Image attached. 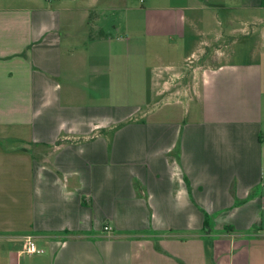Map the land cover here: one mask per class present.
Here are the masks:
<instances>
[{
  "label": "crops",
  "instance_id": "1",
  "mask_svg": "<svg viewBox=\"0 0 264 264\" xmlns=\"http://www.w3.org/2000/svg\"><path fill=\"white\" fill-rule=\"evenodd\" d=\"M20 1L0 0V264H264L262 65L227 59L211 72L205 59L191 72L194 46L187 72L149 71L128 43L74 40L68 8ZM177 1L147 9L175 12V25L140 26L172 57L188 42L179 21L210 64L224 38H264V0ZM212 9L235 14L210 42ZM133 58L136 88L132 73L115 76ZM167 94L187 97L181 117L150 118L144 107ZM191 96L206 107L190 111ZM27 238L44 253H24Z\"/></svg>",
  "mask_w": 264,
  "mask_h": 264
},
{
  "label": "rangeland",
  "instance_id": "2",
  "mask_svg": "<svg viewBox=\"0 0 264 264\" xmlns=\"http://www.w3.org/2000/svg\"><path fill=\"white\" fill-rule=\"evenodd\" d=\"M49 2L52 3L53 8H68V12L66 13V17L69 18L70 22L68 24L74 25L72 28V35L74 36V40L84 39L88 40L90 37L99 36V34H104L106 41H110L111 45L115 43L116 52L122 51L118 46L125 45L123 43H128L132 46L131 50L133 52V56L140 57L141 52L148 53L146 65L149 67V71L156 68V66H164L162 67L163 71L168 72L167 68L171 67L172 69H176L180 71L187 72L185 67L184 58L187 52H190L194 46H196V50L194 57H191L189 61H187L188 68L192 69L197 68L198 66H204L205 59L208 60L209 65H212L211 72L216 71V68L222 67L225 60L229 59L232 61V65H237L241 63H252L258 62L262 65L264 69V38L263 34H260L257 38H243L240 34H235L236 39L233 38H224L219 41L217 46L221 47L222 59L219 57L217 64H210L208 48L201 45L199 47L198 42L201 40L199 37V31L195 32L192 28L189 27L185 22H178L179 25L186 26L187 28L181 32L182 35H185V39L188 40L186 45H181L179 48V52H177L176 56L172 57L168 53V45L165 44V47L155 49V45L157 43L156 37L152 33H146L140 31V26L147 24H156L159 20H162V23L166 25H175L178 21L175 12L169 10H161V11H150L147 10L150 7H161V8H169L171 5H175L180 3L181 1L177 0H38L37 4H45L49 6ZM28 3L25 0L20 1V6H27ZM7 6V5H6ZM86 13H89V17L82 22L83 17ZM234 11L223 10V9H212L208 12V41L213 42L215 39V35L223 32L227 27V19L230 20ZM237 14V13H236ZM189 20H194L201 14H195L192 12H186L185 14ZM82 17V18H81ZM239 23L235 22V26ZM200 26V25H199ZM203 28L200 26L198 29ZM68 32V31H67ZM66 32V33H67ZM176 34H170V36L177 38ZM201 35V34H200ZM70 40V37H68ZM198 38V41H193L192 39ZM66 39V38H65ZM240 39H242L241 42ZM159 41L162 43H169L170 40L159 38ZM126 41V42H123ZM128 41V42H127ZM168 41V42H167ZM177 41V39H175ZM71 43L75 44V41ZM172 43V42H171ZM76 45V44H75ZM107 45V44H105ZM161 45V44H160ZM107 47H111L110 44ZM160 52L161 62L157 61L158 56L156 53ZM227 55V58H226ZM150 56V57H149ZM134 61L129 67H125V64L118 63V72L115 75L118 84L123 83L121 80L120 74L122 72L132 73V79L130 80L131 86L133 88L139 87L143 84V70L140 60ZM174 61V64H172ZM165 64V65H164ZM170 64V65H169ZM131 67V68H130ZM148 71V74H149ZM97 100L98 104H106L107 97L97 96L94 97ZM193 99V103H189L190 111H193L195 106L206 107L203 99V103H196L194 96L188 97ZM118 102H122V97H117ZM188 107L187 97L184 95H175L170 97L169 94L159 97H152L148 106L144 107L146 114L148 112V116L151 117H160L162 116L168 120H174L181 117V113L183 109ZM190 117V116H189ZM188 117V118H189ZM187 118V117H186ZM195 119V115L189 118ZM105 230V228H104ZM107 232V231H106Z\"/></svg>",
  "mask_w": 264,
  "mask_h": 264
},
{
  "label": "built area",
  "instance_id": "3",
  "mask_svg": "<svg viewBox=\"0 0 264 264\" xmlns=\"http://www.w3.org/2000/svg\"><path fill=\"white\" fill-rule=\"evenodd\" d=\"M111 228L109 226L105 227V231L111 232ZM24 253L27 254H35V253H44L43 250L37 249L31 238H27L25 245H24Z\"/></svg>",
  "mask_w": 264,
  "mask_h": 264
}]
</instances>
